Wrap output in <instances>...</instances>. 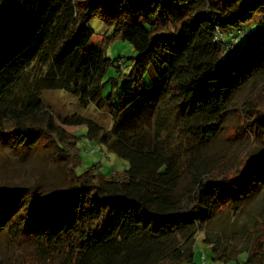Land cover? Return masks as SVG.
<instances>
[{
  "label": "trees",
  "instance_id": "16d2710c",
  "mask_svg": "<svg viewBox=\"0 0 264 264\" xmlns=\"http://www.w3.org/2000/svg\"><path fill=\"white\" fill-rule=\"evenodd\" d=\"M93 18L136 53L140 79L118 107L102 97L112 61L91 44ZM150 69L156 80L144 88ZM251 83L264 92V0H0V137L11 149L45 141L70 180L46 196L35 185L0 183V237L18 251L0 264H193L197 235L208 238L224 209L240 210L264 185L256 101L240 109V131L262 145L259 154L219 175L202 159ZM46 91L74 95L79 109H107L111 129L77 113L59 123ZM61 125L87 131L78 137ZM81 138L128 170L111 180L95 168L79 172ZM211 238L204 243L217 253L221 238ZM249 240L245 264H263L264 224Z\"/></svg>",
  "mask_w": 264,
  "mask_h": 264
},
{
  "label": "rangeland",
  "instance_id": "374dc122",
  "mask_svg": "<svg viewBox=\"0 0 264 264\" xmlns=\"http://www.w3.org/2000/svg\"><path fill=\"white\" fill-rule=\"evenodd\" d=\"M87 26L95 32L92 46L100 48L112 61V66L104 79L102 97L112 96L114 105L121 106L123 89L135 85L140 79L134 62L136 53L128 42L121 38H111L114 28L101 19L93 18ZM243 41L244 36H241V45ZM141 78V85H144V88L150 87L156 80L152 69L145 72ZM257 86V83H251L239 91L233 106L234 109H238V112L231 113L222 135L215 139L216 141H213L210 147L202 151V159L208 162V173L213 172L219 175L233 171L243 166L247 157L256 156L262 150L260 143L241 136L240 131L243 122L241 118L243 113L240 109L247 102L256 101V107L253 110H264V92L256 91ZM136 93L141 94L142 90L136 88ZM43 100L51 107L59 123V118L77 113L86 119L93 120L104 130L112 127V118L107 109L99 110L94 105H90L87 109H79L77 98L72 94L46 91L43 94ZM62 127L69 134L78 137L87 131L86 126ZM77 153L80 161L79 172L95 168L96 172L111 180L123 175L129 168L128 162L108 152L104 146L86 138H81L79 141ZM69 182L63 164L55 158L52 148L45 141L36 149H11L6 138L0 137V183L35 185L46 196L67 188ZM262 224H264V185L258 187V190L242 202L240 210L233 212V210L224 209L223 213L207 228L208 238L203 232L197 235L193 264H201L202 253L206 254L213 264H245L247 250L251 246L249 237L253 230ZM213 235L221 238L218 243L215 242L219 248L217 253L211 252V244L204 243L205 239L215 241L217 238L212 239ZM17 252L13 254V247L9 245L6 236L0 237V261L13 260L15 256L17 257Z\"/></svg>",
  "mask_w": 264,
  "mask_h": 264
},
{
  "label": "built area",
  "instance_id": "2783aa9c",
  "mask_svg": "<svg viewBox=\"0 0 264 264\" xmlns=\"http://www.w3.org/2000/svg\"><path fill=\"white\" fill-rule=\"evenodd\" d=\"M237 41H238V38H237V37H236V38L232 37V42H233V43H236ZM227 47H228L230 50L233 49V45H232V44H228ZM200 257H201V259H200L201 264H213V263L211 262L210 258H208V256H207L206 254L202 253Z\"/></svg>",
  "mask_w": 264,
  "mask_h": 264
},
{
  "label": "water",
  "instance_id": "95a60500",
  "mask_svg": "<svg viewBox=\"0 0 264 264\" xmlns=\"http://www.w3.org/2000/svg\"><path fill=\"white\" fill-rule=\"evenodd\" d=\"M263 264H264V260H263Z\"/></svg>",
  "mask_w": 264,
  "mask_h": 264
},
{
  "label": "crops",
  "instance_id": "0c3cea01",
  "mask_svg": "<svg viewBox=\"0 0 264 264\" xmlns=\"http://www.w3.org/2000/svg\"><path fill=\"white\" fill-rule=\"evenodd\" d=\"M194 263H195V260H194Z\"/></svg>",
  "mask_w": 264,
  "mask_h": 264
}]
</instances>
